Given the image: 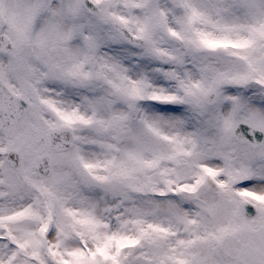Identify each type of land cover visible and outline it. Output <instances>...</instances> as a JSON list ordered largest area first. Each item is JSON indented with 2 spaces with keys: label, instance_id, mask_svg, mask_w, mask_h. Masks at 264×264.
Here are the masks:
<instances>
[{
  "label": "snow or ice",
  "instance_id": "obj_1",
  "mask_svg": "<svg viewBox=\"0 0 264 264\" xmlns=\"http://www.w3.org/2000/svg\"><path fill=\"white\" fill-rule=\"evenodd\" d=\"M0 264H264V0H0Z\"/></svg>",
  "mask_w": 264,
  "mask_h": 264
}]
</instances>
